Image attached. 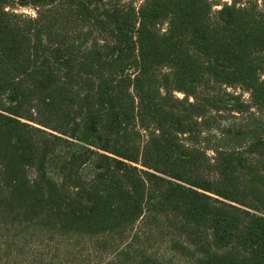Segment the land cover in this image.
<instances>
[{
	"label": "trees",
	"instance_id": "trees-1",
	"mask_svg": "<svg viewBox=\"0 0 264 264\" xmlns=\"http://www.w3.org/2000/svg\"><path fill=\"white\" fill-rule=\"evenodd\" d=\"M4 214L88 237L165 218L195 264H264V1L0 0Z\"/></svg>",
	"mask_w": 264,
	"mask_h": 264
},
{
	"label": "rangeland",
	"instance_id": "rangeland-1",
	"mask_svg": "<svg viewBox=\"0 0 264 264\" xmlns=\"http://www.w3.org/2000/svg\"><path fill=\"white\" fill-rule=\"evenodd\" d=\"M135 4L139 5L140 2ZM17 12L34 16L30 8L18 9ZM232 91L238 92L236 89L230 90ZM174 95L183 98L180 93ZM242 99H249L247 92L242 93ZM209 124L212 130V119ZM199 134L194 139L195 143L198 147H204L208 157L212 158L209 150L211 138H205V132ZM142 136L143 141L146 133H142ZM132 234L137 235L141 248L156 260L155 264H195L189 251L172 249L171 244L181 241V237L165 218L150 219L146 223L140 220L122 237H88L76 236L61 228L43 230L41 224L27 220L17 221L9 214L0 215V264H116L123 244L129 241Z\"/></svg>",
	"mask_w": 264,
	"mask_h": 264
}]
</instances>
